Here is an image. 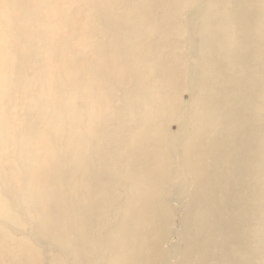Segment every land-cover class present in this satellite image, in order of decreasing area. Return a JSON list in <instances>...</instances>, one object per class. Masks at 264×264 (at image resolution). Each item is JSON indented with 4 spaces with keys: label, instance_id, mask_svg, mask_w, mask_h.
<instances>
[{
    "label": "rangeland",
    "instance_id": "rangeland-1",
    "mask_svg": "<svg viewBox=\"0 0 264 264\" xmlns=\"http://www.w3.org/2000/svg\"><path fill=\"white\" fill-rule=\"evenodd\" d=\"M43 1L46 4L41 7ZM129 1L0 0V119L5 124L6 145L27 155L21 174L14 172L12 163L21 156L9 152L0 157V197L9 200L11 211L20 219L18 224L0 219V264H51L55 257L60 264H77L48 238L34 237L31 223L62 224L72 242L75 238V243L70 242L72 251L93 234L113 186L100 159L109 143L106 134L132 125L136 100H143L145 113L138 116L142 118L139 138L134 135L128 151L135 144V151L144 146L148 152L144 150L130 165L124 159L117 165L123 174L131 169L133 181L141 188L146 186L141 177L146 163L155 168L158 185H163L176 140L182 135L176 125L183 107L188 117L187 137L179 141L182 157L173 158L184 160L187 175L169 182L175 192L173 224L169 240L160 248L181 246L175 251L177 259L171 258L173 264H264V0H203L191 28L184 25L182 16L195 7V0H142L135 18L141 36L125 42L117 28ZM46 30L51 38L42 46ZM245 35L251 55L240 64ZM121 46L125 53H120ZM132 63H139L142 72L131 70ZM193 71L198 83L189 91L187 79ZM58 81L65 88L61 87L62 101H69L68 90L82 87L85 92L82 104L91 119L90 145L85 141L74 144L67 135L53 138L49 125L59 97ZM146 86L151 109L143 98ZM6 99L11 108L7 109ZM39 112L44 120L36 124ZM143 137L149 138L147 142ZM74 164L80 165L81 172L73 173ZM21 193L33 197L31 212L17 203ZM66 198L72 199L69 205H65ZM158 202L153 199V204ZM213 202L228 208L234 221V243L218 232L207 235L206 230L216 224L209 211ZM129 215L127 248L117 246L113 261L106 264H151L154 233L148 227L149 217L137 204L131 206ZM175 222L186 223L187 246L180 242Z\"/></svg>",
    "mask_w": 264,
    "mask_h": 264
},
{
    "label": "bare ground",
    "instance_id": "bare-ground-1",
    "mask_svg": "<svg viewBox=\"0 0 264 264\" xmlns=\"http://www.w3.org/2000/svg\"><path fill=\"white\" fill-rule=\"evenodd\" d=\"M141 2H142V0H130L129 3L127 2V4H126L127 6L122 11V13H121V22L118 25L119 27L117 28L118 33L122 36V38L120 37L121 41H122V39L125 42L127 40L128 41H133V40H136L138 37L141 36L142 31H140V29L138 28V25H137L136 19H135L136 16L138 15L139 5H140ZM195 2H196L195 7L189 8L187 13H185L184 16H182L184 25L186 27H189V28H191L195 18L197 17L198 12H200L201 6L199 4H202L203 0H195ZM45 4H46V2L43 1V2H41L40 6L44 7ZM93 7H94V5H93ZM186 32L187 31H185V33ZM49 35H50L49 31L46 30L44 32V34H43V37H42V41H41V45L42 46L46 44L47 39L51 38V37H49ZM187 40L188 39L186 38L185 41L187 42ZM248 43H249L248 42V37L245 35L244 38L242 39V42L240 43L241 44L240 46H242V49H241L242 51H241V55H240V59H239L240 60V64H243L246 60H248V58L251 55L250 49L247 46ZM121 47L122 48L120 49V53H125L126 52V50H125L126 48L124 46H121ZM79 48H81V47H79ZM119 63H120V61H119ZM159 65H160V63H159ZM118 66L120 67V65H118ZM97 67H98V65H97ZM133 69L138 70L139 72H142V70H143V68L140 67L139 63H132L131 64V70H133ZM120 70H121V67H120ZM174 71H176V70H174ZM117 73H119V72H117ZM133 73L135 74V72H133ZM166 76H168V75H166ZM97 78H99V77H97ZM118 78H120V77H118ZM176 78H178V77H176ZM168 81H171V79L168 80ZM197 83H198L197 74H196V72L193 71V72H191V75H189V77L187 79L188 90L189 91L190 90H195L196 87H197ZM57 84L58 85H56V86L58 87V95H59V97L56 100L55 109L51 113V119L50 120H52V121L50 122L51 125H49L50 129L54 133L53 138L55 140H57V139L59 140L62 137H64L65 135H67V137L70 138V140L74 144L85 141V143L88 142L87 145H90L89 140H88L89 139V131L88 130L90 129L88 127V123L91 122V119H90V116L86 115L85 108L83 107V104H82V99H84V97H85V92L82 90V87H77L76 89L68 90L66 93H67V98H68L69 101L68 102L62 101L61 98L64 97V90H62L61 87L63 89H65V88L63 87V85H61L62 84L61 81H58ZM163 84H164V82H163ZM143 90H145L143 92V98L146 100V105L148 106V108L151 109L152 108L151 94L148 91V87H147V90L145 88ZM175 90H177V89H175ZM3 93L4 94H8L9 92H7V89L4 88ZM174 96H176V95H174ZM136 101L137 102H135L133 104V107H132V109H133V114L132 115H134V118H132V121H133L132 125L130 127H126L124 130L122 129L123 130L122 132L121 131L120 132L115 131L114 133H107L106 134V137L109 140V143H108V146L106 147V149L101 151L100 159H101L102 164H103L102 168L104 169L106 175H108V177L110 178V182L113 183V186H112V188H111V190H110V192H109V194H108V196L106 198V203L102 207L101 217H100V219L97 222V228L93 232V234L91 236L85 237L82 241L78 242L77 243V247L76 248L74 247V251H72L71 248H70V245H71L70 242H72V238L67 233L68 232L67 228H66L67 232H65V230L63 229L64 227H63L62 224L59 223V224H56V225L55 224L54 225H52V224L37 225L35 223H31V228L33 229L34 237H37V238L46 237V238H48L51 241V243L55 246V248L59 249L63 254L69 256L70 258H72L75 261V263H77V264H83V263H85V264H103V263H105L106 264L107 262L111 263L113 261V259H114L113 258V254H114L115 250L117 249V246L121 247L124 250L127 248V242H128V236H129L128 232H129V229H130V225H129L130 215H129V212H130L131 206L133 204L139 205L141 210L143 208L145 215H147V217H149V226L148 227L151 230V232L154 233L153 242H152V245H151V248H150V261H151V264H173L172 259H177L176 255H178V253L176 254L175 251H180L181 250L180 249L181 246H178V245H174V246L172 245V246H170L169 249H165V250L161 249L160 247H161V245L166 244L167 240H169L168 239L169 238L168 237L169 229H170V226L173 224V222H172V214L171 213L173 212L172 210H174V209H172V207H171V202H174L173 195H174L175 192H174V187L171 186L170 185L171 183L169 184V182L170 181L172 182L173 179L179 180L181 177H184V176L187 175L186 174L187 173L186 164H185L184 160H182V158H181V160H178L176 162L175 159H173V158H175V156L177 158L178 157H182V156H179L180 153H181V152H179V141H181L180 139H182V138H184L186 136L185 133L187 132L186 131L187 127H186V130H185V126H186L187 119H188L187 113H186L185 108L183 107V109H181L180 113L177 115L178 123H177V125L176 124L175 125L177 126L176 128H178V130H179V134L182 133V135H180L181 138L178 137L179 140L177 138L174 139V140L177 139L176 140L177 144L174 142L175 143L174 152H175V150H176V152H175V156L174 157H171L172 154L170 155V157H171L170 161L172 162V165H171L172 167L170 166V168L168 169V172L165 174V177H163L164 183L161 182L163 185H158L159 184L158 182L160 180L157 179V173L155 171V168L150 169L146 165L147 164L146 163V164H143V167H141V169H142V176L141 177L143 178V181L145 180V185L146 186H145V188H141V186L139 184H137L136 181H133V179H132V170L131 169L125 170V174H123L120 171V168L118 167L119 165H117V162L120 161V160H123V159H124L123 162H125V164L130 165L129 164L130 162L136 161L135 158H138V157L141 158L140 156L144 152V150H145L146 153L148 152V150H147L148 147L144 148L143 144H141L143 147L139 148L140 150H136L135 151L136 148H135V144H134L133 147H132V148H134V150L128 151V147H131V142H132V139H134L133 138L134 135L137 134V136L139 138V133H140L139 130L141 129L140 125H141V122H142L141 121L142 118L140 120V117H138V116L140 115V113H143L144 110H145V106L142 103L143 100L142 101L136 100ZM175 101H176V99H175ZM172 102L174 103V101H172ZM5 105H6L7 109L11 108L10 107V102L8 101V99L5 100ZM33 109L35 110L34 106H33ZM156 109H157V107H156ZM169 110H171V108ZM177 112L178 111H176V114H177ZM35 113H37V112H35ZM26 115H28V114H26ZM123 115H125V112L124 113L122 112V114H120L119 116L120 117L122 116V118H123ZM135 116H136V118H135ZM177 118H176V120H177ZM43 120H44V118L42 116V112H39L37 114V116H35V123L36 124H41L43 122ZM254 121H256V120H254ZM173 122H174V120H173ZM3 130H5V124L0 119V157H2L4 154L9 153V152L13 153L14 156H18V155L21 156L22 159L19 160V161H17L16 159H12L14 172L17 173V174H21L25 170L26 165H27V163L25 162V159H26L27 155L23 154V152L19 148H14V149L11 150L9 145H6L5 136H4V131ZM242 131H245V130H242ZM148 132H149V130H148ZM151 132H153V131H151ZM155 133H157V131ZM136 139L137 138H135V140ZM141 139H143V141L147 142L146 139H149V138L145 139L143 137ZM135 140H133V142ZM157 140L158 139H156V141ZM140 141H142V140H140ZM162 141H164V140H162ZM220 142H221V140H220ZM157 143L159 144V142H157ZM158 144H156V146ZM248 144H250V143H248ZM149 147L152 148V146H149ZM231 147H232V145H231ZM249 147H251V146H249ZM159 148L157 150H159ZM164 148H166V146ZM243 149L244 148L242 147L241 150H243ZM190 150H191V148H190ZM218 150H220V149H218ZM241 150H240V152H241ZM126 151H128V152H126ZM167 152H169V150L168 151L166 150L165 153H167ZM171 152H173V151H171ZM237 152H239V151H237ZM237 152H235V155L236 156L240 155ZM67 153H68V151H67ZM149 153H150V151H149ZM151 153H152V151H151ZM154 153H155V151H154ZM156 154L160 155L162 153L157 151ZM218 154H220V153H218ZM144 155H145V153H144ZM160 156H162V155H160ZM142 157H143V155H142ZM145 157H147V156L145 155ZM188 157L189 156H187V158ZM212 157H213V155H212ZM233 158L234 157H232V160H234ZM155 159H157V158L155 157ZM155 159H154V161H155ZM160 159H161V157H160ZM194 159H192V160H194ZM163 160L164 159H162L160 163L163 164V162H162ZM240 160H242V158ZM240 162H242V161H240ZM194 164H195V162H194ZM248 164H250V163H248ZM166 165H168V163ZM159 166H160V164H159ZM154 167H156V166H154ZM162 167H161V170H162ZM164 167H166V166L164 165ZM137 168H138V165H137ZM242 169H244V168H242ZM192 170H194V169H192ZM78 172H81V167L78 164H74L73 165V173L75 174V173H78ZM221 172L223 173L224 171H221ZM237 173H239V172L237 171ZM225 174L226 173H224V175ZM157 180H158V182H157ZM183 181H184V179H183ZM180 182H182V181H180ZM175 186H177V185H175ZM240 186L241 185H238V187H240ZM213 187H214V185H213ZM250 190H252V189H250ZM224 191H225V189H224ZM221 192H222V190H221ZM245 192H247V191H245ZM228 193H230V192H228ZM243 196H245V195H243ZM155 198H158L159 202L156 203V204H153V199H155ZM211 198L212 199L214 198L213 195H212ZM182 200H184V199H182ZM71 201H72V199L68 200L66 198L65 199V202H66L65 205H69L71 203ZM213 201H215V200H213ZM231 202L232 201L230 200V203ZM17 203L20 206L26 208V210L28 212H31L33 210V206L35 205L33 197L31 195L29 196L28 194L24 195V193L23 194L21 193V194L18 195ZM9 204L10 203H9L8 199H6L5 197H0V219L4 220L5 222H7L9 224H15V223L18 224L20 219L11 211V208L9 207ZM229 205L232 206V204H229ZM207 206H208V204H207ZM223 206L222 207L219 206L217 204V202H213V205H211L209 211H210L211 215L215 218L216 224H214L212 222L214 224V227H212V226L209 227L208 230H206V233H207V235H210V234H212L213 231L214 232H218V233H220V235H222V237H225L227 239V242L230 244V243H234L235 240H236V234L233 233L232 230H231V228H233L232 225H234V221L228 215V212H227L228 208L227 207H223ZM206 208H208V207H206ZM177 209H179V208H177ZM138 212H140V211H138ZM173 215H175V214H173ZM175 223H177V222H175ZM177 224H175V225H177ZM178 225H179V228H180V230H178L179 233H180L179 240L183 244V247L187 246V241H188V238H189V232L187 231L186 223L184 222L183 225L182 224H178ZM236 225H237V223H236ZM243 226H245V225H242V227ZM235 227H237V226H235ZM206 229H207V226H206ZM172 232H174V231H172ZM215 236L213 234V237H215ZM173 240H172V242H173ZM239 240H241V238ZM239 240L237 239V241H239ZM73 242L75 243V238H74ZM227 242H225V244ZM205 244H207V243L205 242ZM225 246L227 247V245H225ZM225 246H224V248H225ZM238 248H240V247L238 246ZM242 249H240V250H242ZM171 250H173V251H171ZM218 250H219V247H218ZM209 251L210 250H208V252ZM242 253L243 252H241V254ZM207 254H209V253H207ZM142 255H144V254H142ZM253 258H254V256H253ZM208 259H210V258H208ZM238 259L239 258H237L236 260H238ZM51 260H52L51 264H60L56 257L55 258H51ZM202 260H205V257H202ZM245 260H248V258H246ZM225 262H226V260H225ZM234 262H235V258H234ZM199 263H201V262H199ZM249 263H251V262H249Z\"/></svg>",
    "mask_w": 264,
    "mask_h": 264
}]
</instances>
